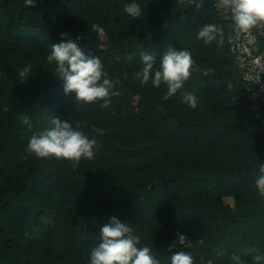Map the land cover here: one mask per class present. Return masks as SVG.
I'll return each instance as SVG.
<instances>
[{"label": "trees", "instance_id": "obj_1", "mask_svg": "<svg viewBox=\"0 0 264 264\" xmlns=\"http://www.w3.org/2000/svg\"><path fill=\"white\" fill-rule=\"evenodd\" d=\"M131 2L140 4L139 18L123 11ZM218 3L35 0L29 8L24 0H0V264H89L114 215L161 264L180 250L194 264H233V253L256 264L257 253L247 251L264 254V199L255 188L264 124L228 43L233 20ZM207 24L222 28V46L197 39ZM254 30L264 51V26ZM61 33L80 37L85 55L99 56L119 81L108 108L64 93L55 63L46 60ZM168 45L189 50L194 64L165 101L166 86L142 87L133 73L142 68L141 51L156 53L158 68ZM27 65L32 75L21 81ZM184 93L195 95L193 106L181 102ZM53 116L98 141L93 159L72 167L26 152L32 133L50 128ZM177 233L193 246L169 251Z\"/></svg>", "mask_w": 264, "mask_h": 264}, {"label": "clouds", "instance_id": "obj_2", "mask_svg": "<svg viewBox=\"0 0 264 264\" xmlns=\"http://www.w3.org/2000/svg\"><path fill=\"white\" fill-rule=\"evenodd\" d=\"M25 7H34L35 0H24ZM197 4L196 7H201ZM219 6L231 12L235 26L244 33L260 23H264V0H219ZM123 11L133 18H139L142 13L140 4L126 3ZM61 42L51 45V52L46 60L49 64L55 63L54 74L63 81V90L67 95L75 93L78 102L93 103L102 101L101 108H108L111 104V90L119 81L110 79L99 56L85 55L78 46L80 37L76 40L68 38L67 33H61ZM217 37H220L217 40ZM223 30L216 24L204 25L198 32L197 39L210 45L217 41V46L223 45ZM142 68L133 73V78L146 86L151 82L155 88L166 86L165 101L176 96L184 83L191 76L194 61L189 50H177L168 45L161 52L159 67L156 65V53L149 51L140 52ZM131 59V57H129ZM32 75L31 66L27 65L19 71L21 81ZM231 87V85H229ZM196 97L192 93H184L181 102L193 106ZM7 106L4 111H7ZM21 122L27 126V131L32 132L33 125L30 117L21 114ZM51 127L39 132H33L26 147V152L34 154L37 158L47 159L54 157L58 160L70 161L72 167H77L82 158H94V149L99 147L96 139H89L82 131L75 129L68 120H61L53 116ZM255 188L259 196L264 199V163H260L255 176ZM174 246L190 249L193 244L185 235L176 234ZM141 237L134 234L133 227L122 223L115 215L109 223L100 229L99 242L91 249L89 264H161L157 253L148 246L138 247ZM257 253L252 256L256 264L264 261V254H259L257 249H249L247 254ZM217 255H223L217 251ZM233 264H243L241 256L233 253L230 257ZM170 264H194V258L189 251L180 250L171 255Z\"/></svg>", "mask_w": 264, "mask_h": 264}, {"label": "built area", "instance_id": "obj_3", "mask_svg": "<svg viewBox=\"0 0 264 264\" xmlns=\"http://www.w3.org/2000/svg\"><path fill=\"white\" fill-rule=\"evenodd\" d=\"M226 18H232L229 9L219 6ZM231 52L238 61L243 80L248 84L249 99L256 116L264 124V51H259V35L253 29L248 33L239 30L234 22L228 37Z\"/></svg>", "mask_w": 264, "mask_h": 264}, {"label": "rangeland", "instance_id": "obj_4", "mask_svg": "<svg viewBox=\"0 0 264 264\" xmlns=\"http://www.w3.org/2000/svg\"><path fill=\"white\" fill-rule=\"evenodd\" d=\"M259 26L260 28H262L264 26V23H260Z\"/></svg>", "mask_w": 264, "mask_h": 264}]
</instances>
